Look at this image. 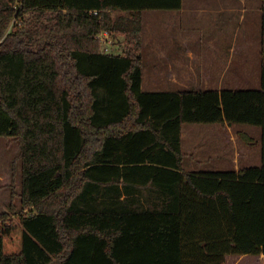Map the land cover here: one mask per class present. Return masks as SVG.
Returning a JSON list of instances; mask_svg holds the SVG:
<instances>
[{
    "label": "trees",
    "instance_id": "obj_1",
    "mask_svg": "<svg viewBox=\"0 0 264 264\" xmlns=\"http://www.w3.org/2000/svg\"><path fill=\"white\" fill-rule=\"evenodd\" d=\"M182 8L0 0V137L19 142L22 164V208L13 168L0 214V264H223L264 254V0L260 88L143 90V14ZM105 31L126 36L123 54L101 50ZM185 124L260 128L261 165L186 172Z\"/></svg>",
    "mask_w": 264,
    "mask_h": 264
},
{
    "label": "rangeland",
    "instance_id": "obj_2",
    "mask_svg": "<svg viewBox=\"0 0 264 264\" xmlns=\"http://www.w3.org/2000/svg\"><path fill=\"white\" fill-rule=\"evenodd\" d=\"M202 3H211V8H218L224 13L227 9H231L232 13L230 19L228 16L204 15L202 20L198 23L193 12L199 9V2L195 0H183V5L186 7V12L180 14V11H145L143 14V27L146 25L150 27L155 20V13H166L172 17L164 21V24L170 26L174 23L176 26L195 27L200 25L199 35L204 36L201 44H193L194 54L193 59L189 60L184 56V51L179 52L177 57L178 72L180 75L188 76L192 74L191 78H181V81H171L169 78L157 79L151 69H149L148 62L153 57V47L150 44V37L156 32L150 33L145 29L142 40V50L145 54V67L143 70V90L146 91H178L185 89L194 90H247L258 89L261 87V38H262V0H200ZM127 16L122 12H115L112 14L113 20L119 17ZM47 19H45L46 21ZM183 20V21H182ZM154 26H158L154 24ZM147 27V28H148ZM212 33L213 39H207V34ZM158 37V36H157ZM101 42V50L104 53H113L121 55L128 47V39L122 34L102 32L97 36ZM212 40V41H211ZM176 45V41L173 42ZM171 44L162 45L165 50ZM231 46V48H230ZM183 47V45H182ZM230 48V49H229ZM142 53V54H143ZM187 53V50H186ZM183 54V55H182ZM176 57L173 58L175 61ZM172 60V59H171ZM184 65L183 69H189L184 72L180 71V67ZM173 72L176 71L173 68ZM177 72V71H176ZM207 76V79L205 78ZM189 77V76H188ZM218 124H185L184 131L192 128L214 127ZM233 131V145L225 148L224 145H214L210 147L213 150L212 154L216 159L225 158V162L236 163L238 167L244 165H256L260 163L261 159V131L258 127L251 125H231ZM247 133L254 139L253 144H247L243 141L241 133ZM186 135V132H185ZM199 135H194V140ZM207 145H184L186 153H192L196 150L205 149ZM21 147L19 142L14 138L0 137V214L8 212L12 200L13 187V168H15V182L14 187L16 196L14 203L16 207L21 210V169L22 164L20 160ZM194 154V153H192ZM259 161V162H258ZM258 162V163H257ZM14 164V166H13ZM188 165L190 162L187 163ZM147 206H151L147 204ZM251 259V260H249ZM253 261V262H251ZM225 264H264L261 260L250 256L243 261L234 260L233 258L226 259Z\"/></svg>",
    "mask_w": 264,
    "mask_h": 264
},
{
    "label": "crops",
    "instance_id": "obj_3",
    "mask_svg": "<svg viewBox=\"0 0 264 264\" xmlns=\"http://www.w3.org/2000/svg\"><path fill=\"white\" fill-rule=\"evenodd\" d=\"M199 2V9L197 12H193L195 19H197L198 23L202 20L204 15H211L216 14L223 16H228L230 19V15L232 13V10L227 9L224 13H222L221 10L218 8H207L205 6H211V3L204 4L200 0H195ZM186 7L183 5V8L180 11V14H184L186 12ZM154 16L156 17L155 20L152 22L150 27L146 26L143 27L142 35L145 31V29H149L148 31L152 33L155 31L156 33L150 37V44H152L153 51V57L152 60L148 62L149 69L152 70L154 77H157V79L162 78H169L171 81H181V78H191L192 74L190 73L188 76L180 75L178 72V63H177V57L179 52L184 51V56L187 59L191 60L193 59V54L195 53L193 44H201V40L204 38V36L199 35L200 31V25H197L195 27H189L183 26L179 27L176 26L174 23H170L172 25L168 26L164 24V21L169 20L172 16L168 15L166 13L158 14L155 13ZM183 21V20H182ZM144 22V19H143ZM154 24H157L158 26H154ZM148 27V28H147ZM141 35V36H142ZM158 36V37H157ZM214 36L212 33L207 34L205 37V41L207 39H213ZM142 39V38H141ZM143 40V39H142ZM176 41V45L175 42ZM212 41V40H211ZM167 46V44H171L167 49L165 47V50H163L162 45ZM183 45V47H182ZM231 48V46H230ZM229 48V49H230ZM187 50V53H186ZM143 51V50H142ZM143 53V52H142ZM183 55V54H182ZM176 57L175 61L173 58ZM144 58V67H145V54L143 53ZM172 59V60H171ZM173 68L176 69L175 72H173ZM184 65L180 67V71L184 72L185 70H192V67H189V69H183ZM144 70V68H143ZM207 79V76L205 77ZM172 91V90H170ZM218 91H221L218 90ZM182 130V149L185 154L184 159V167L186 172L188 173H199V172H209V171H230V170H240L244 167H251V166H260L261 165V159L260 163L254 164V165H244L242 167H238L236 163L231 162H225V158L223 159H216L215 155L212 154L213 150L210 149V147H213L214 145H224L225 148H227L229 145H233V131L232 127L229 124L225 125H214V127H202L199 129L192 128L184 131ZM259 131L261 129L259 128ZM186 132V135H185ZM194 135H199L196 140H194ZM254 138V137H253ZM261 138H262V131H261ZM184 145H207L209 147H206L205 149L196 150L192 153H186L184 151ZM261 150V147H260ZM190 162L188 165L187 163ZM259 162V161H258ZM257 162V163H258ZM250 256H254L255 259L261 260L263 262L264 260V254L260 255H228L223 264H225L226 259L233 258L234 260H240L243 261V259H248ZM251 260V259H249ZM253 262V261H251Z\"/></svg>",
    "mask_w": 264,
    "mask_h": 264
}]
</instances>
